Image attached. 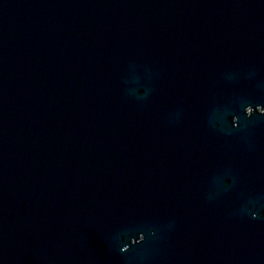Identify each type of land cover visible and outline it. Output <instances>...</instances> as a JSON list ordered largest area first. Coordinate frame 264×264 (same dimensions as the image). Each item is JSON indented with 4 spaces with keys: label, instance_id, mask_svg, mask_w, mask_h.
Wrapping results in <instances>:
<instances>
[{
    "label": "water",
    "instance_id": "obj_1",
    "mask_svg": "<svg viewBox=\"0 0 264 264\" xmlns=\"http://www.w3.org/2000/svg\"><path fill=\"white\" fill-rule=\"evenodd\" d=\"M0 264H264V0H0Z\"/></svg>",
    "mask_w": 264,
    "mask_h": 264
}]
</instances>
